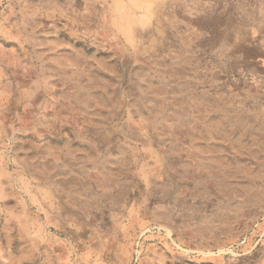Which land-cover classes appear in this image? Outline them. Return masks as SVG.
I'll list each match as a JSON object with an SVG mask.
<instances>
[{"label": "rangeland", "instance_id": "rangeland-1", "mask_svg": "<svg viewBox=\"0 0 264 264\" xmlns=\"http://www.w3.org/2000/svg\"><path fill=\"white\" fill-rule=\"evenodd\" d=\"M236 106L264 107V0H0V264H264Z\"/></svg>", "mask_w": 264, "mask_h": 264}, {"label": "bare ground", "instance_id": "bare-ground-1", "mask_svg": "<svg viewBox=\"0 0 264 264\" xmlns=\"http://www.w3.org/2000/svg\"><path fill=\"white\" fill-rule=\"evenodd\" d=\"M249 33H244L243 34V37H241L240 39H245V38H247V37H249ZM194 72L196 71L197 72V69L195 68H191ZM180 73H182L181 71H179ZM186 88V87H185ZM181 90V89H180ZM175 92H177V91H175ZM187 92V91H186ZM173 93V92H172ZM175 94V93H174ZM78 100V99H77ZM88 104V103H87ZM196 105H197V103H196ZM198 106V105H197ZM203 106V105H202ZM196 108H198V110H199V106L198 107H196ZM206 108V107H205ZM223 108V107H222ZM155 109V108H154ZM203 109V108H202ZM224 109V108H223ZM155 110H157V109H155ZM195 110V109H194ZM197 110V109H196ZM195 110V111H196ZM202 111V110H201ZM155 112V111H154ZM207 112V111H206ZM198 113V112H197ZM233 113L236 115V117L238 116V118H239V120H240V122L242 123V124H245V125H251L252 124V126L254 127H257L258 129L259 128H262V127H264V107H261V108H259V110H256V111H251V110H240L237 106L233 109ZM199 114V113H198ZM194 115V114H193ZM226 115V114H225ZM200 117V116H199ZM178 118V117H177ZM198 118V117H197ZM225 118V117H224ZM233 118V117H232ZM172 119V118H171ZM201 119V118H200ZM237 120V119H236ZM170 121V120H169ZM171 122V121H170ZM185 123V122H184ZM214 124V123H213ZM219 124V123H218ZM215 125V124H214ZM217 125V124H216ZM239 125V124H238ZM213 126V125H212ZM211 126V127H212ZM220 126H221V124H220ZM218 127V126H217ZM241 127V126H240ZM213 129V128H212ZM220 129V128H219ZM218 129V130H219ZM209 130V129H208ZM215 130V129H214ZM177 131V130H176ZM213 131V130H212ZM222 131V130H221ZM209 132V131H208ZM167 133H168V131H167ZM219 133L221 134V132H220V130H219ZM264 133V132H263ZM194 137L196 136V135H193ZM204 137V136H203ZM218 137V136H217ZM216 137V138H217ZM219 137H221V136H219ZM191 138H192V135H191ZM222 138V137H221ZM198 139H201V138H199L198 137ZM219 139V138H218ZM175 140V139H174ZM201 141V140H200ZM205 141V140H204ZM239 142V141H238ZM208 143V142H207ZM201 144V143H200ZM199 144V145H200ZM211 145V144H210ZM205 151V150H204ZM206 151H208V150H206ZM213 152V151H212ZM208 153V152H207ZM199 155V154H198ZM197 157V156H196ZM203 157V156H202ZM215 158V157H214ZM217 158V157H216ZM71 159H73V158H71ZM203 159V158H202ZM212 159V158H211ZM210 159V160H211ZM206 161V162H204L202 165H201V167L203 168L202 170H206V171H209V173H212V161ZM200 162H201V160H200ZM203 162V161H202ZM214 163V162H213ZM221 163V162H220ZM216 165V164H215ZM222 167V166H221ZM219 168V167H218ZM201 169V168H200ZM216 170H218V169H216ZM52 172V171H51ZM212 175V174H211ZM210 175V176H211ZM54 179V178H53ZM66 185H68V188H73L76 192H78L79 191V187H78V185H77V183H75V182H72V181H68V182H66ZM74 192V191H73ZM80 192V191H79ZM81 193H83V192H81ZM78 195V194H77Z\"/></svg>", "mask_w": 264, "mask_h": 264}]
</instances>
